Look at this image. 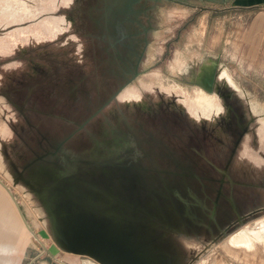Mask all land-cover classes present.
<instances>
[{
    "label": "rangeland",
    "instance_id": "obj_1",
    "mask_svg": "<svg viewBox=\"0 0 264 264\" xmlns=\"http://www.w3.org/2000/svg\"><path fill=\"white\" fill-rule=\"evenodd\" d=\"M183 65L203 68L202 74L224 67L250 101L231 86H219L220 96L206 88L208 101L199 102ZM252 103L264 110V5L0 0V180L36 236L0 184V246L8 249L0 252V264H102L63 249L38 196L13 179L17 170L29 178L44 165L66 171L63 181L84 177L106 183L120 169L105 164L111 156L188 178L195 174L202 199L214 200L221 192L212 226L205 215L197 230L182 229L189 239L173 243L177 264H264L262 242L227 244L231 235L264 219V207L218 237L229 210L235 216L233 211L252 207L249 194H264V137L253 143L248 138ZM227 109L229 124L216 117ZM128 146L132 150L123 153ZM145 175L149 183L159 179ZM207 232L211 242L196 241Z\"/></svg>",
    "mask_w": 264,
    "mask_h": 264
},
{
    "label": "water",
    "instance_id": "obj_2",
    "mask_svg": "<svg viewBox=\"0 0 264 264\" xmlns=\"http://www.w3.org/2000/svg\"><path fill=\"white\" fill-rule=\"evenodd\" d=\"M131 150L129 146L122 149L123 153ZM139 151L150 157L148 151L147 154L143 149ZM133 160L113 156L106 159L105 164L120 169L109 173L113 178L110 182L86 179L89 192L80 183L74 189L69 188L73 182L63 181L66 171L54 180L42 182L22 177L23 171H18L13 182L22 179L38 196L53 235L63 249L88 255L102 264H174L176 255L165 248L164 243L169 240L162 237L163 229L197 230L205 215L209 218L208 226H212L221 192L214 200L202 199L203 188L197 175L188 178L173 169H147L139 165L141 160L139 163ZM146 171L156 173L157 182L149 183ZM68 172L70 175L71 171ZM191 182L198 184V191ZM0 184L15 202L28 231L35 236L10 188L1 180ZM147 201L153 208L146 206Z\"/></svg>",
    "mask_w": 264,
    "mask_h": 264
},
{
    "label": "flooded vegetation",
    "instance_id": "obj_3",
    "mask_svg": "<svg viewBox=\"0 0 264 264\" xmlns=\"http://www.w3.org/2000/svg\"><path fill=\"white\" fill-rule=\"evenodd\" d=\"M117 14V13H116ZM203 68H194L191 67L190 70L187 68V65H183L181 67V71L186 75V77L188 79H191V81L194 83V92H195V96H193V98L199 100V102L202 100L204 101H208V94L206 93V88H213V92L215 95L220 96V93L218 92V88L219 86H222L224 88H227L229 86H231L235 91L240 92L245 98H247L246 102L248 103L250 101L249 96L246 94V92L243 89H240L235 82L233 81V79L231 78V76H229L227 69H225L224 67H215V66H211L208 67L205 70V74H202ZM182 109H186L185 105L180 104L179 105ZM248 111L249 113H252L254 115V125L253 128L251 129V133L249 134L250 136L248 137L250 139V141L253 143V141H255L257 137H264V117H262V115L255 116V114H258V112H263V108H258L256 104L252 103L251 105H248ZM254 107V108H253ZM258 111V112H257ZM230 118V112L229 109H227V112H218L216 117H218L220 121H224L227 124H229V118ZM200 119V118H199ZM216 119V118H215ZM195 120L196 117H195ZM252 123V124H253ZM255 133V135H254ZM245 143L247 144V141H245ZM252 143L247 144L250 149L253 147ZM242 145V143L240 144V146ZM117 146L121 147L123 146V144L118 141L117 142ZM239 146V148H240ZM100 146L96 145L95 149L99 148ZM242 149H245V145L242 147ZM95 154V153H94ZM261 157L264 160V152H260ZM234 164V163H233ZM238 164V162L236 163V165ZM235 165V166H236ZM38 170H36V172H34L33 174H31L32 177H26V175L23 173L22 177L28 178V179H36L40 182L42 181H50V180H54L59 176H62V174L65 172L64 170H46L44 165H40L37 167ZM233 169V168H232ZM17 174H18V170H17ZM52 178V179H51ZM82 179V180H81ZM90 179V178H89ZM72 180V185L69 186V188L74 189L76 188L75 185L80 184H84L85 186H87V191L89 192V185L86 182V179L84 177L82 178H74V177H67L66 180ZM85 180V181H84ZM22 181L24 183V181L22 179H19V182ZM95 182V181H94ZM26 185V183H24ZM74 185V186H73ZM27 186V185H26ZM72 186V187H71ZM28 187V186H27ZM31 191H33L32 189H30ZM92 190V189H91ZM34 192V191H33ZM146 206L147 207H152L153 205L150 204L149 201L146 202ZM167 229H163V235L164 233L166 234ZM165 245V243H164ZM50 251L54 254L53 250L50 249ZM55 255V254H54Z\"/></svg>",
    "mask_w": 264,
    "mask_h": 264
},
{
    "label": "crops",
    "instance_id": "obj_4",
    "mask_svg": "<svg viewBox=\"0 0 264 264\" xmlns=\"http://www.w3.org/2000/svg\"><path fill=\"white\" fill-rule=\"evenodd\" d=\"M203 1H210V2H215L217 4H229L231 7H237V8H249L252 6H261L264 5V0H203ZM232 168V166H231ZM233 170V169H232ZM248 175L252 176V174ZM253 177V176H252ZM255 196V197H253ZM248 200L253 201V205L252 207L248 206L245 211H240L239 209L237 211H233L235 216L232 215L231 210H229L226 214V217L229 218V220L227 221L226 224H224V228H222L223 232L224 230H228L229 228L235 226V224H237L238 222H240L242 218L244 217V215H246L247 213H250L253 209H255L256 207H264V194H261L259 196H256L254 194H249L248 195ZM256 208V209H257ZM233 216V219H232ZM220 229V228H219ZM221 230V229H220ZM166 234L164 233V235H162V237L164 239H168L169 242L167 244H165L166 249H168L169 251H174L175 252V246L173 245V243L176 241V239H178L179 241H183L185 238L189 239L188 236L182 234V229L179 230H175V229H168L166 230ZM217 236V235H216ZM211 236L209 235V233L207 232L205 235L202 236L203 239H196V241L199 242H211L209 240L212 239H208ZM185 245V244H184ZM176 253V252H175Z\"/></svg>",
    "mask_w": 264,
    "mask_h": 264
},
{
    "label": "bare ground",
    "instance_id": "obj_5",
    "mask_svg": "<svg viewBox=\"0 0 264 264\" xmlns=\"http://www.w3.org/2000/svg\"><path fill=\"white\" fill-rule=\"evenodd\" d=\"M23 224L25 225V223H23ZM25 228L27 229L26 225H25ZM27 231H28V229H27ZM230 238L231 239H230V241H228L227 244H229L230 246H233V247H238V248L250 245V241L251 240H256V241L262 242L264 244V219L256 221V222H253V223L249 224L248 226H245L240 231H238L235 234L231 235ZM0 252H8V249L6 247H1L0 246ZM68 252L73 253L71 251H68ZM74 254H78V253H74ZM174 264H177L176 263V259L174 260Z\"/></svg>",
    "mask_w": 264,
    "mask_h": 264
}]
</instances>
